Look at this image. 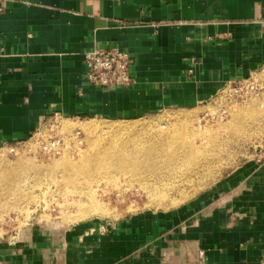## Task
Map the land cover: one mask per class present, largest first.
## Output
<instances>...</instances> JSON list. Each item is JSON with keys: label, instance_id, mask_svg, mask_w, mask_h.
Listing matches in <instances>:
<instances>
[{"label": "crops", "instance_id": "0c3cea01", "mask_svg": "<svg viewBox=\"0 0 264 264\" xmlns=\"http://www.w3.org/2000/svg\"><path fill=\"white\" fill-rule=\"evenodd\" d=\"M117 47L133 83L85 81L83 55ZM264 66V0H0V147L48 115L134 120L193 107ZM0 264H264V156L166 210L0 242Z\"/></svg>", "mask_w": 264, "mask_h": 264}, {"label": "rangeland", "instance_id": "374dc122", "mask_svg": "<svg viewBox=\"0 0 264 264\" xmlns=\"http://www.w3.org/2000/svg\"><path fill=\"white\" fill-rule=\"evenodd\" d=\"M252 76L264 79V68L253 73ZM247 88L246 90L245 85L243 87L238 85L235 92L230 93L228 89L220 91L213 98L193 107L156 112L134 120L68 118L54 113L46 116L40 122L38 130H35L36 133L33 138L28 139L31 134L24 143H12L0 147V167L5 163L15 164L23 157L31 158L43 167L49 166L53 161L62 157L65 152L67 156L69 155L68 157L76 159L78 147L83 150L87 149V135L78 129L69 132L63 131L61 129L63 121L78 124L93 119L106 123L124 121L123 123L130 124L142 120L145 123L155 124L154 128H156L157 124L172 126L176 124L173 117L174 113L188 112L192 114L191 117L193 122L197 123L196 125L211 131V142L205 151L198 156L199 161L205 162V166L200 168V172L197 170L199 173L191 171L192 174L191 172L186 174L188 175L186 181L178 182L175 186L157 188V190L153 189L156 187L155 179H153L156 178L155 175H142L143 177L137 180L130 175H125L117 167L110 168L111 175L108 173L97 178L95 176L90 177L86 183L75 177L73 179L76 181L75 183L61 184H56V181L63 178L61 170L58 171L59 169L48 170L50 173L44 172L46 175H41V177L33 176L34 172L31 170L29 172L31 175H27L23 179L25 187L29 188L28 194L24 193V197L19 200L11 197H0V242L16 243L25 232L36 226L58 228L56 226L59 225L61 226L59 228H65L79 222V220L112 221L141 210L171 209L216 185L226 174L246 160L261 159L264 156V97L256 95L257 93L260 94L261 89L258 90L256 87L250 89V86ZM251 92L252 94H250ZM239 108L243 110L242 116L225 126L231 119L234 110ZM145 131H148V128ZM145 131L141 130L140 134L145 135ZM59 137L63 140V148L59 154L52 155L44 151L39 145L43 140ZM75 142H79L78 147L75 146ZM11 146L13 147L12 151H10ZM59 185L64 186L65 191L69 190V193L63 196L61 190L64 189ZM79 185L84 188L82 194L79 191H74V188ZM92 191L95 193L94 199L104 205L105 212H107L102 215L87 214L82 217L83 219L81 217L76 219L74 214L78 206L71 202L79 200L82 205L90 204L86 193Z\"/></svg>", "mask_w": 264, "mask_h": 264}, {"label": "bare ground", "instance_id": "6f19581e", "mask_svg": "<svg viewBox=\"0 0 264 264\" xmlns=\"http://www.w3.org/2000/svg\"><path fill=\"white\" fill-rule=\"evenodd\" d=\"M242 113L243 110L241 108L235 109L231 119L225 126L236 121L238 117L242 116ZM191 115L188 112L174 113L173 117L176 124L172 126L157 124L156 128H154L155 124L145 123L142 120L130 124L123 123L124 121L106 123L93 119H88L78 124L63 121L61 123L63 131L69 132L73 129H78L86 133L87 149H80L78 147L79 142H75V146L78 147V157L76 159L68 157L69 155L67 156L65 152L62 157L53 161L49 166L44 167L31 160V158L28 159L26 157H23L22 160L15 164L4 162L5 164L0 167V197H11L19 200L24 197V193L28 194L29 188L25 187L23 179L27 175H31L29 174L31 170L34 172L33 176L41 177V175H46L44 172L48 170L59 169L58 171L61 170L63 178L61 177L60 181H56V184H61L75 183L76 181H73L75 177H78V180L82 179L86 183L90 180V177L93 178L95 176L97 178L108 173L111 175L110 168L117 167L125 175H130L137 180L146 175H155L156 178L152 177L155 179L156 187L153 188L155 190L164 186H175L178 182L188 179L187 173L191 171L193 173L198 172L203 167L205 162L199 161L198 156L205 151L211 142V131L208 128L204 129L196 125L197 123L193 122ZM146 128H148V131H145ZM141 130L145 131L147 135H141ZM59 186L61 187V185ZM61 188L64 189V186ZM83 189L79 185L74 188V191H79L82 194L84 193ZM61 192L64 196L69 193V190L65 191L64 189ZM86 194L90 204L82 205L79 200L71 202L78 206L74 214L76 219L82 218L87 214L102 215L107 212H105V206L97 199H94L95 193L93 191ZM56 227L59 228L61 226L58 225Z\"/></svg>", "mask_w": 264, "mask_h": 264}, {"label": "built area", "instance_id": "2783aa9c", "mask_svg": "<svg viewBox=\"0 0 264 264\" xmlns=\"http://www.w3.org/2000/svg\"><path fill=\"white\" fill-rule=\"evenodd\" d=\"M83 59L86 67L85 81L90 85L110 89L114 87H128L133 83V77L130 74L132 59L126 51L117 47L94 48L86 51L83 55ZM262 68H264V66H262L259 70ZM252 75L253 73L243 79L226 82L214 96H216L220 91H225L227 89L230 93L235 92V88H237L238 85H242V87L245 85L246 90L248 89V86H250V89L254 87L258 88V90L261 89L262 91L259 92L260 94L257 93L256 95L264 97V79H260ZM250 94H252V92ZM54 114L61 115L58 112H54ZM37 130L38 127L36 131ZM36 131L28 139L33 138ZM28 139L17 140L12 143H24ZM39 145H41V148L44 151L55 155L59 154L63 148V140L61 137L56 139L50 138L48 140L41 141ZM12 150L13 147L11 146L10 151Z\"/></svg>", "mask_w": 264, "mask_h": 264}]
</instances>
